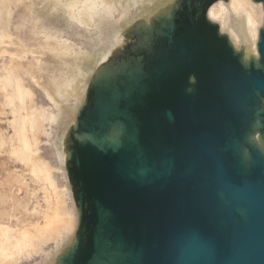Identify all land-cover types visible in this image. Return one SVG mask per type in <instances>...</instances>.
<instances>
[{
  "label": "bare ground",
  "instance_id": "6f19581e",
  "mask_svg": "<svg viewBox=\"0 0 264 264\" xmlns=\"http://www.w3.org/2000/svg\"><path fill=\"white\" fill-rule=\"evenodd\" d=\"M177 2L51 0L53 24L43 28L37 34L39 41L32 45L12 35L9 20L0 17V45L5 52L17 54L16 59L0 64L1 79L9 76L14 91L12 98L0 83V155L16 165L18 152L8 149L12 141L7 133L14 128L16 113L20 121L15 127L31 165L16 166L20 172L7 174L4 186L8 191L0 183V264L71 263L81 223V203L69 168L74 139L88 140L100 148L106 144L112 151L122 144L123 137L135 140L133 128L128 131L124 124L113 120L117 99L122 89L130 92L146 75L143 64L155 51L154 35L173 29ZM210 2L205 19L216 26L240 65L246 71L251 66L264 71L259 46L264 32V3ZM8 5V0L0 3L3 8ZM211 72L214 75L207 80V94L217 93V109H223L226 101L235 96L238 103L242 102L246 92L243 83L221 94L213 84L218 71ZM190 83L193 85L194 80L190 79ZM96 94L107 101L103 109L110 110L101 116L103 134L80 129L81 116ZM245 111L243 134L240 138L227 137L221 150L231 156L237 173L248 175L256 163H261L264 174V94L259 89L253 88ZM169 117L172 120L170 114ZM231 117L235 127L241 126L238 114ZM193 118L189 117L188 124L195 130L207 126L201 118ZM215 125L222 130L220 123ZM89 166L97 185V221L87 264H141L150 222L144 216L128 217L132 197L137 193L129 177L146 181L149 169L143 164L136 175H125L120 170L115 172L108 158L93 159ZM171 167L172 161L165 159L161 176L168 175ZM218 195L220 204L226 203L221 190ZM235 214L244 218V208L237 207ZM110 218L124 221L113 238L105 227ZM230 223L235 226L236 218H231ZM221 225L227 227L224 221ZM130 238L139 241L136 252L132 250L133 242L129 246L126 242Z\"/></svg>",
  "mask_w": 264,
  "mask_h": 264
},
{
  "label": "rangeland",
  "instance_id": "374dc122",
  "mask_svg": "<svg viewBox=\"0 0 264 264\" xmlns=\"http://www.w3.org/2000/svg\"><path fill=\"white\" fill-rule=\"evenodd\" d=\"M2 1L4 0H0V3ZM49 1L51 0H8L9 5L6 8L0 7V17L2 20H9L8 28L12 35L32 45L39 41L37 34L53 24L55 15L50 11ZM258 1L264 3V0ZM210 4V0H178L174 10L173 29L163 35H154L155 51L143 64L146 75L130 92L126 93V89H122L117 99L113 120L115 123L124 124L128 131L133 128L136 131L134 141L123 137L122 144L116 151H112L106 144H102L100 148L88 140L82 142L78 138L74 139L73 158L69 168L75 194L81 203V223L78 244L70 264H87L90 258L96 227L94 223L97 221L95 207L97 185L89 164L96 158L111 159L114 163L113 170L115 172L120 170L125 175L131 172L136 175L143 164L149 169L147 175L152 177L151 182L140 184L136 177H129L131 184L139 189L138 195L133 198L141 205L139 212H142V215L140 214L139 217L144 216L150 220L148 241L142 253L143 264L159 263L162 256L167 253L166 246L172 243L178 244V237L189 229L193 217H202L210 212L213 219L207 222L215 224L219 218L225 219L227 213L231 212L226 206L222 209L223 214L217 213L215 199L205 194L215 185L210 169L209 161L212 158L210 154L213 151L216 160L224 163L229 172L235 175L231 156L221 150L222 142L227 137L240 138L243 134L247 120L245 105L251 103L253 88L260 89L264 81V71L253 66L246 71L240 65L225 38L218 35L216 26L205 19ZM259 46L264 67V32ZM3 51L0 45V64L3 60L17 58V54ZM211 71H218L213 84L221 94H226L229 89H234L239 83H243L246 92L242 102L238 103L235 96L226 101L223 109H217V93L207 94V80L214 75ZM190 79L194 80L193 85ZM1 82L7 95L13 98L14 91L9 76H5V79L0 77ZM106 104V99L99 94L91 97L88 109L81 116L80 129L83 132L105 133L100 121L102 114L110 111L103 109ZM236 114L241 120V126L237 127L234 126L231 117ZM189 117L201 118L200 120L207 122V126L203 130H195L188 124L191 121ZM14 119V128H10L7 132L12 141L8 149L18 152L19 157L17 156L15 165L5 156L0 155L2 186L5 184L7 174L20 172L18 168L29 164V160L24 155L25 149L20 140L19 129L17 131L19 114L15 113ZM179 120L180 125H178ZM216 123H220L222 130L216 128ZM27 135L29 137L28 132ZM165 159H170L173 166L168 176L161 177V165ZM191 166L192 169L185 172V169ZM262 171L261 163H256L248 177L237 179L240 182L249 180L258 184L259 178L262 184L257 186L263 189ZM41 183L45 190L44 182ZM4 189L8 191L7 186H4ZM161 190L165 192L161 194ZM186 190L194 197L199 196L198 200L203 203L194 214L186 215L181 210H175L176 215L172 216L173 212L168 215L165 206L164 213L156 217L148 212L151 206L147 203L150 199H155V195L161 194L163 198ZM211 193L213 194L212 191ZM141 197H145L146 200L141 201ZM197 217L195 220L199 226L206 224L205 220ZM122 223H118L114 218L107 220L105 227L109 231L110 238H113L114 231ZM162 228L164 232H161ZM131 241L133 251H136L139 242L132 238L126 239L128 246Z\"/></svg>",
  "mask_w": 264,
  "mask_h": 264
},
{
  "label": "water",
  "instance_id": "95a60500",
  "mask_svg": "<svg viewBox=\"0 0 264 264\" xmlns=\"http://www.w3.org/2000/svg\"><path fill=\"white\" fill-rule=\"evenodd\" d=\"M259 90L264 94V81L261 83ZM206 150L208 151V149ZM210 156L212 157L209 161L210 169L214 176V184L217 186L213 185L214 188L208 189L205 194L209 197L213 196L215 199L217 213L223 214L222 209L226 206L231 212L227 213L228 216L225 219L219 218L215 224L207 222L213 219L210 212L202 215V217L198 216L206 221V224L203 226L197 224L195 220L197 216L193 217V220L189 223V229L183 231L178 237V244L172 243L166 246V255H163L160 262L156 264H264V186L263 189L257 186L258 184H262L259 178L257 179L258 184L251 183L249 180L240 182L237 178H246L251 172L248 175H241L236 172L232 163L236 176L232 175L224 163L216 160L213 151ZM187 169L191 170L192 168L189 167ZM188 171L185 169V172ZM148 179L140 182V184L149 181ZM220 182L222 184H219ZM136 190L137 193L134 196L138 195L139 189L136 188ZM219 190L223 192L226 203L220 204ZM164 192V190L160 191L161 194ZM160 195H155V199H150L147 203L151 206H148V212L151 216L156 217L163 214L165 211L164 206L168 215L173 212L172 216L177 214L175 210H181L186 215H192L203 206L202 201L198 200L199 196L194 197L187 190L175 193L169 197L166 196L167 194L163 198ZM134 196L131 200L132 211L128 217H139L140 214L142 215V212H139L141 205L133 199ZM144 200L146 198L141 197V201ZM237 207L244 208V218L240 216L235 217V209ZM231 218H236L235 226L231 225ZM116 221L118 223L123 222L117 219ZM148 221L150 222V220ZM222 221L225 222L226 228L222 227ZM150 228L149 223L146 241H148ZM162 231L164 232V228L161 229ZM236 235H238L237 239L233 241ZM208 250L211 252H207ZM141 264H143L142 256Z\"/></svg>",
  "mask_w": 264,
  "mask_h": 264
},
{
  "label": "flooded vegetation",
  "instance_id": "af4514ba",
  "mask_svg": "<svg viewBox=\"0 0 264 264\" xmlns=\"http://www.w3.org/2000/svg\"><path fill=\"white\" fill-rule=\"evenodd\" d=\"M219 184H222V182H220ZM180 222H181V221H180ZM207 252H211V251L208 250ZM212 252H213V249H212Z\"/></svg>",
  "mask_w": 264,
  "mask_h": 264
}]
</instances>
